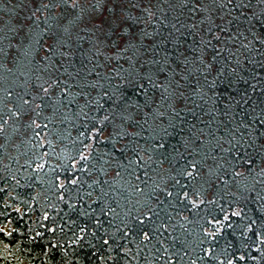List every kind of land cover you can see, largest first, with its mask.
<instances>
[{
  "label": "trees",
  "instance_id": "16d2710c",
  "mask_svg": "<svg viewBox=\"0 0 264 264\" xmlns=\"http://www.w3.org/2000/svg\"><path fill=\"white\" fill-rule=\"evenodd\" d=\"M0 264H264V0H0Z\"/></svg>",
  "mask_w": 264,
  "mask_h": 264
}]
</instances>
